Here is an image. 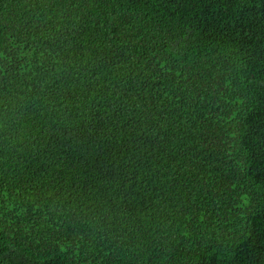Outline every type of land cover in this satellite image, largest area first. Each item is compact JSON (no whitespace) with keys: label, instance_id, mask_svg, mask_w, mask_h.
I'll list each match as a JSON object with an SVG mask.
<instances>
[{"label":"trees","instance_id":"trees-1","mask_svg":"<svg viewBox=\"0 0 264 264\" xmlns=\"http://www.w3.org/2000/svg\"><path fill=\"white\" fill-rule=\"evenodd\" d=\"M0 264H264V0H0Z\"/></svg>","mask_w":264,"mask_h":264}]
</instances>
